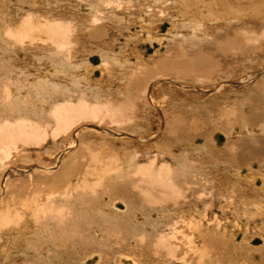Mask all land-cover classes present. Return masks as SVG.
I'll list each match as a JSON object with an SVG mask.
<instances>
[{
	"label": "bare ground",
	"instance_id": "obj_1",
	"mask_svg": "<svg viewBox=\"0 0 264 264\" xmlns=\"http://www.w3.org/2000/svg\"><path fill=\"white\" fill-rule=\"evenodd\" d=\"M2 1L0 0V264H56L53 259H70L66 250L67 242L68 246L73 247L75 243L88 246L85 249H89V253L84 258L100 252V256L81 259L79 264H141V261L133 259L134 255L145 260L143 264H191V245L194 247L192 253H199V264L238 263L237 259L241 256L237 258L239 254L235 250H244V255L245 249L248 250L246 255L250 252L264 254V208H259V218L254 223L262 236L251 242L253 246L260 244V248L246 246L248 237L239 234V228L237 230L233 223L235 207L237 210V207L253 203L246 198L248 196L243 197V192H246L243 188L245 181L248 186L252 185L254 195L251 194L255 196V203L261 200L258 198L261 196V202L264 201V72H248L254 58L258 57L254 56V51L260 46L259 40L264 38V0H232L234 5L227 7L224 2L227 0H29L26 4H23V0ZM202 9L206 14H203ZM210 16L213 19L208 21ZM130 20L132 23H129ZM169 20L171 39L163 41L165 35L161 39L157 35L159 25ZM133 24L135 26L132 27ZM205 25L213 30H206ZM130 28L135 34L147 30L144 39L147 47H152L153 44L154 47L162 46L163 42L164 51L155 50L150 54L149 60H144L142 49L137 50L135 34L131 36L128 33ZM118 36H125L126 42L116 44ZM131 37H134V42L129 40ZM91 40L103 41V44L100 43L102 45L94 44L98 48H94L95 51L87 46L90 53H97V56L92 54V57L98 59L95 64L90 63L92 57L88 58L89 62L86 58L78 59L81 53L79 54L77 45ZM218 41L222 43L217 44ZM168 42L172 44L165 45ZM109 45L115 46L116 50L111 51ZM101 46L103 49H100ZM26 49L47 53L44 60L47 59L49 65L42 67L44 70L34 66L37 71L34 80L25 76L29 71L25 68L23 70L15 62L20 52L23 53ZM126 53L134 55L132 61L128 57L124 58ZM41 54L34 55L36 62L43 61ZM107 64L127 71L128 79H131V82L123 80L125 84L120 82L122 87L115 86L116 89L113 90L116 95L119 93L117 97H121L123 105L130 103L131 107L128 111L123 107H119L118 111L115 109V114L123 117L121 123L120 118L115 119L117 126L113 120L116 129L125 119L126 122H123L127 131L137 137L140 134L143 136L137 128V124L140 127L143 123H148L140 115L142 109L159 113L161 118L156 120L158 126L145 129L142 140H148L149 144L153 141L151 147H141L138 152L136 146L130 149L124 146L120 150L125 155L118 154L127 163L122 161L125 165L119 164L122 167L114 171L109 170V166L107 171L98 168L102 173L98 171L96 179L97 171L94 173L96 181L92 184H89V178L87 181L89 175L85 169L80 176V172L75 173L77 177L72 179L76 176L73 174L75 166L65 165L71 160L68 158L66 161H69L65 162V157L68 156L65 151L70 148L55 157L51 164L40 160L42 164L29 162L28 165L21 164L17 168L7 166L10 154L18 151L15 149L21 142L23 146L29 143L46 145L48 138L54 140V137L68 132L72 125L75 126L77 119L95 117L99 113L96 109L101 112L105 110L107 118L113 114V110L107 109L110 100L106 102L99 95H102L105 88L96 86V83L90 86L91 83L87 82L91 72L95 71L98 77L99 72L101 73L99 69ZM230 64H234L237 69L228 68ZM260 67L252 66V70ZM83 72H88V75ZM218 72L221 74L208 84L205 81L203 84L202 78L198 79L208 74L206 79H209L210 74ZM195 79L197 85L202 87L192 85L191 81ZM232 79L239 80L235 82L238 83L237 86L230 85ZM134 83L137 87L139 83H143L140 91L143 96L139 94V88L133 89ZM230 91L235 93L233 95L237 99L230 98ZM74 93H77V104L72 99ZM135 93L141 96L142 105L139 104V95ZM89 95H92L90 99ZM87 97L96 104L93 105L95 111L87 110L90 107L84 108V104L88 103ZM168 99L180 102L178 114L181 115L182 125L179 124L177 130L183 135L178 138L168 136L172 134V129L168 127L171 114L169 117L164 115L165 119L160 114L167 113L166 101L164 103L163 100ZM73 103L80 105L82 109L75 108ZM97 117L98 115L95 119ZM113 117L111 118L114 119ZM183 119L189 120L191 127L183 126ZM216 122L228 123L231 128L228 126L224 130L218 125L217 130L213 128ZM98 125L89 128L93 131L96 127L104 135L90 142L89 150L94 149L97 141L110 144L116 138H121L116 143L119 142L122 147L123 143L128 144L125 141L133 140L136 145L142 143L137 137L133 139L132 134H125V131L113 133ZM150 125L153 126L152 121ZM237 125L239 127H235ZM161 127L163 139L155 143ZM122 128L121 130H125ZM79 132L78 129L73 141L70 140L71 147H79V143H76ZM233 135L238 138L233 143L228 142V136ZM175 144L183 148L181 156L179 154L182 160H176L178 156L173 155L171 148ZM216 145L223 148L217 150ZM111 147L115 149L118 146ZM45 150L47 152L50 149ZM63 156L59 166V159ZM118 157L119 161L122 160ZM170 158L172 163L165 161ZM103 161L101 162L104 163ZM86 164V167L83 166L89 167ZM76 166L78 168V164ZM102 178L111 181L107 182L111 184L108 194L104 191L102 195L101 190H95V185L104 184V180L101 183ZM225 194L227 198L224 197ZM98 195L100 197H96ZM226 199H229L230 205ZM225 204L231 207L232 220L226 219L227 214H223L225 210L222 206ZM207 208L216 209L214 212L219 216L214 214V219L205 221L208 217ZM108 236L114 237L113 241L108 242ZM121 250H126L129 256H122ZM70 252L73 253V250ZM254 255L250 263L253 262ZM261 260L262 256L260 263Z\"/></svg>",
	"mask_w": 264,
	"mask_h": 264
},
{
	"label": "rangeland",
	"instance_id": "obj_2",
	"mask_svg": "<svg viewBox=\"0 0 264 264\" xmlns=\"http://www.w3.org/2000/svg\"><path fill=\"white\" fill-rule=\"evenodd\" d=\"M7 1V0H6ZM9 1V0H8ZM19 1V0H18ZM28 1L29 0H23L22 2H24L23 4H26V3H28ZM232 3H231V2ZM3 3H5L4 2V0L2 1ZM225 2V7H227V6H231L232 4H233V1L232 0H227V1H224ZM224 2H223V4H224ZM2 3V4H3ZM18 3V2H17ZM230 3V4H229ZM234 5V4H233ZM226 9V8H225ZM129 11V10H128ZM127 11V13H131V12H128ZM202 12H203V14H206L205 12H204V9H202ZM212 16H210L209 18H208V21H211V19H213V17L211 18ZM132 20V19H131ZM131 20L129 21V23H132L131 22ZM202 21H204V20H202ZM127 23H128V19H127ZM171 22H170V20L169 21H167V22H162L161 23V25H159V29H158V36L160 37V39L162 38V36L163 35H165V39L163 40V41H170V39H171V34H170V24ZM211 23H217V22H211ZM218 24V23H217ZM133 26H135L134 24L132 25V27ZM120 27H122V26H120ZM131 27V28H132ZM130 28V32H128L131 36H133L135 33L134 32H132L133 31V29H131ZM209 28H211L210 30H213L212 29V27H206V25H205V29L207 30V29H209ZM259 28V27H258ZM257 28V29H258ZM110 30V29H109ZM259 32H262L261 30H258ZM146 32H147V30H144V31H139V32H137L136 34H135V38H136V40H137V44L138 45H140L141 47H139L138 45H137V50H141L142 49V51H143V53H144V60H149V57H150V54H152L155 50H158V52H160V50H161V52H163L164 50H163V42H162V46H157V47H154V44H153V46L152 47H147V43H146V41H144V39H145V37H146ZM127 33V32H126ZM132 33V34H131ZM104 37H106L105 39H107V36H104ZM121 37V38H120ZM125 39V40H124ZM126 38H125V36H118V37H116V44H118V45H122V43H125L126 42ZM129 40H134V37H131ZM262 41V42H261ZM85 42H87V43H85ZM85 42H81V43H79L78 45H77V48H78V50H79V58L78 59H82V58H86L87 60H88V58L89 57H92V54H93V56H97V53H95L94 54V52L93 53H90V51H89V49L91 50H93L94 48H95V45H98V44H100L101 42H102V44H103V41L101 40H97V41H93V40H91V41H85ZM93 42V43H92ZM134 42V41H133ZM229 42H230V40H229ZM228 42V43H229ZM232 42V41H231ZM261 42V43H260ZM35 43V42H34ZM83 43H85V44H83ZM88 43H90L89 45H92V46H89L88 45ZM98 43V44H97ZM222 42H217V44H221ZM27 44V43H26ZM95 44V45H94ZM102 44H100V45H102ZM172 43H170V42H168L167 44H165V45H171ZM259 44H260V46L257 48V50H255L254 51V56H258L260 59H262V60H260V59H258V57H256V58H254V60H253V64H252V66L253 67H260V66H262V67H260L259 69H257V68H253V70H252V66H251V68L250 69H248L249 71L248 72H258V74H260V73H262V72H264V69H263V65H264V38H262V39H260L259 40ZM263 44V46H261ZM82 45H83V47H82ZM84 46H85V48H84ZM87 46H88V48H87ZM32 47V46H31ZM91 47V48H90ZM109 47H111L110 48V50L111 51H113V50H116V47L115 46H110L109 45ZM113 47H115V48H113ZM263 49H262V48ZM29 48H30V46H29ZM81 49V50H80ZM96 50L98 49V48H95ZM95 49H94V51H95ZM100 49H103V46H101L100 47ZM31 50V51H30ZM28 53H26V52ZM25 51H23V53L22 52H20V54H19V56L18 57H16L15 59V62L17 63V64H19V66L23 69V70H28L29 71V73L27 72V74H25V76H30L29 78H31V80L33 79H35L36 78V76H37V71H36V69H34L36 66H37V69H43L44 70V68L47 66V65H49V63H48V61H47V59L46 60H44V56L46 55L47 56V53L46 52H44L45 54H41V53H43V51H36V50H32V49H26ZM30 51V52H29ZM37 52V53H35V52ZM25 52V53H24ZM32 52V53H31ZM105 52V51H104ZM117 53H118V51H116ZM263 52V53H262ZM88 53V54H87ZM89 53H90V55H89ZM130 53V52H129ZM129 53H126V55H124V56H126V57H124L125 59H127V57L129 58V60H131L132 61V58H134V57H132V56H134V55H130ZM257 53H259V54H257ZM23 54V55H22ZM42 55L41 56V58H43V61L41 60V62L40 61H37L36 62V60H37V58L35 57V56H39V55ZM35 55V56H34ZM88 55V56H87ZM87 56V57H86ZM80 57H82V58H80ZM18 58V59H17ZM40 58V59H41ZM131 58V59H130ZM39 59V58H38ZM77 59V60H78ZM120 59H122V58H120ZM44 61H46V62H44ZM73 61V60H72ZM259 61V62H258ZM88 62H89V60H88ZM42 63V64H41ZM43 63H47L46 65L45 64H43ZM91 63V62H90ZM89 63V64H90ZM32 64V65H31ZM37 64V65H36ZM257 64V65H256ZM40 65V67H38ZM91 65V64H90ZM23 66V67H22ZM35 66V67H34ZM92 66V65H91ZM42 67H44V68H42ZM109 67V68H108ZM25 68V69H24ZM117 68V67H116ZM116 68H114L113 67V65H106V66H104V67H102V68H100L99 70L101 71V73L99 72V76L97 77L96 76V72L94 71L93 73L91 72L90 73V75H89V78H88V81L87 82H89V83H91V84H89L90 86H92V84H97L96 86H102L103 88H105V90L103 89L102 91H103V93H102V95L101 94H99L100 95V97L104 100V101H106V102H108V100H110V102H109V106H107V109L108 108H110L111 110H113V114L112 115H117L115 118L113 117V116H111V114H110V116H108V118L105 116V115H107L106 114V111L105 110H103L102 112L100 111V110H98V109H96L94 106L96 105L95 103H92V102H94L93 101V99L92 100H90L89 101V99L91 98V96L92 95H89V99H88V97H87V99H88V103H86V104H84V108H85V106L87 107V108H89L90 107V109H87V110H91V109H93V111H95V109H96V111H99V113L101 114H99V113H97L96 115H98V120H96L95 119V117H96V115H95V117H89V116H87L86 118H84V119H77L75 122H74V124H75V126L74 125H72L71 127V129L68 131V132H66L65 134H62V135H58V136H56V137H54V140H53V138H51V139H47L46 140V142H48L46 145H43V144H37V145H35V143H29V144H26L27 146H23V145H21V144H23L22 142H21V144H19L17 147H16V149L15 150H18L16 153L15 152H12L11 154H10V158H9V160L7 161V166H9L10 168H17V166H21V164H24V165H28L29 164V162L31 163V164H37L38 162L40 163V164H42L41 162H40V160H42L43 162H45L46 164H51L52 162H53V160H54V158L55 157H57V156H59L60 154H62V152L66 149V148H70V150L68 151V150H66L65 151V153L66 154H68V156H66V154H65V162H68L69 160H67L66 161V159H71L70 161H69V163H65V165L66 166H73L72 164H74V166L75 167H73V174L74 175H76V174H78L79 172V175L78 176H80L81 174H82V172L84 173L85 171H84V169L85 170H87V172H88V174L87 175H89V177H87V181H88V178H89V184H92V183H95L94 181H96L95 179H96V176H98V174H99V172L98 171H100L99 169L100 168H102V170H104V171H107L108 170V166H109V170H116V169H118L121 165H125L126 163H127V161H126V159H122V157L120 156L122 153H123V155L122 156H124L125 155V152L123 151V152H121V150L120 149H122V148H124V146H125V148L127 149H130L131 147H133V146H136V148H138L137 149V151L138 152H140L139 150H141V147H144V146H146V147H144V148H147L148 146V148H150L151 147V143L153 142H151L150 144H149V142H148V140H147V142H148V144H147V142L146 141H142L143 140V136H144V132H145V129H152V128H154L155 126L157 127L158 126V123H157V121L159 120V118H161V117H159V113L158 112H155V113H153L152 111H150L149 109H142V111H141V113H140V115L143 117V118H146L147 119V121H148V123H143V125H140V127H138L139 126V124H137V128L139 129V130H141V132L143 133V136H141L142 134H140L138 137L136 136V134H132L131 132H129V131H127V129L125 128V125H124V122H126V121H122V127H124V128H122L121 126L119 127V128H117L116 129V126L118 125L117 123V121H115V119L117 120V118H120V122L119 123H121V120H122V118L123 117H121L120 115H118V114H115L116 112H115V109L118 111L119 110V107H123V109L124 110H126V111H128V109L130 110L131 109V107H130V103L128 104V105H123V102H122V99H121V97H117L118 95H119V93L116 95V93H114L113 92V90H115L116 88H118V87H122L121 85L122 84H120V82L122 83L123 82V84H125V82H128V80H130V82H131V79H128L129 78V73L127 72V71H125V70H119L118 68L116 69ZM228 68H232L233 70H234V68L235 69H237L236 68V66H234V64H230L229 65V67ZM263 70V71H261V70ZM258 70V71H257ZM140 72V71H139ZM138 72V73H139ZM87 74L88 75V72H83V74ZM35 74V75H34ZM95 74V75H94ZM221 74V72H218V73H214V74H210V76H209V79H211V80H209V79H206V78H208V75L206 76V75H203V76H205L204 78H203V76H201V77H199L198 79H200V78H202V80H201V82L203 83V84H205V82L208 84V82L210 83V82H212L216 77H218L219 75ZM78 75V74H77ZM138 75V74H137ZM128 76V77H127ZM212 76V77H211ZM95 77V78H94ZM26 78H28V77H26ZM28 78V79H29ZM214 78V79H213ZM97 79H100L99 81H95V80H97ZM206 79V80H205ZM213 79V80H212ZM125 82H124V81ZM233 80V79H232ZM230 80V85L232 84L233 86H237V84L238 83H235V82H238L239 80H237V79H235V81L233 80ZM65 81H67V80H65ZM203 81H205V82H203ZM133 82H134V78H133ZM193 82H194V84H193ZM145 83V82H144ZM191 83H192V85H194V86H196V87H202V86H199V85H197V82H196V79H195V81L194 80H192L191 81ZM190 83V84H191ZM86 85V84H85ZM136 84L134 83L133 84V89H136V88H139V94L141 95V96H143V94L140 92L141 91V89H143L142 88V85H143V83H142V85H141V83H139L138 85V87L137 86H135ZM229 85V86H230ZM115 86H116V88H115ZM83 87V86H82ZM85 87V86H84ZM232 87V86H231ZM115 88V89H114ZM241 88V87H240ZM133 89H132V91H133ZM182 90V89H181ZM109 92V93H108ZM134 92V91H133ZM113 95H112V94ZM208 93V92H207ZM210 93V92H209ZM77 95V93H74V95H73V101L75 100L76 102V104H77V98L75 97L76 95ZM90 94V93H89ZM108 94V95H107ZM109 94H111V95H109ZM135 94H137V95H139L138 93H135ZM231 94V95H230ZM235 95V93L233 92H231L230 91V93L228 94L229 96H230V98L231 97H233L234 99L236 98L237 99V97H234V95ZM116 95V96H115ZM139 95V98L141 97ZM199 96H203V95H199ZM145 97V96H144ZM205 97V96H204ZM108 98V99H107ZM187 98V97H186ZM112 100V101H111ZM140 100H141V98H140ZM139 100V101H140ZM164 101V103H165V101H166V103H165V109H166V111L165 112H167L166 114L164 113H162V112H160V114L162 115V118L163 119H165L164 118V115H165V117H167V115H168V117L170 116V114H171V116L169 117V121H168V127L170 128V129H172V134L170 133L168 136H170V137H173V138H178L179 137V135H183V133H180L177 129H178V125L179 124H181L182 125V122H181V115H179L178 114V112H180V102H178V103H176V102H173L172 100L170 101V99H168V100H163ZM120 102V103H119ZM141 103H139V104H143L142 103V100L140 101ZM173 102V103H172ZM167 103H170V104H167ZM175 103V104H174ZM76 104H74L73 103V106L75 107H77V108H80V105H76ZM88 105V106H87ZM92 105V106H91ZM94 105V106H93ZM173 105V106H172ZM176 105V106H175ZM173 107V111H172V107ZM75 107V108H76ZM92 107V108H91ZM116 107V108H115ZM161 107H163L162 105H161ZM176 107V108H175ZM170 108V109H169ZM82 108H80V110H81ZM106 109V110H107ZM123 109H121L120 111H122V113H124V110ZM178 109V110H177ZM92 111V110H91ZM125 111V112H126ZM174 111H175V113H174ZM121 113V114H122ZM129 113V112H128ZM126 114V113H125ZM124 114V116H126ZM151 114V115H150ZM173 114V115H172ZM123 115V114H122ZM101 116V117H100ZM109 120H107L106 118ZM111 117H113L114 119H112ZM151 117V118H150ZM153 117V118H152ZM94 120H93V119ZM101 118V119H100ZM105 118V119H104ZM179 118V119H178ZM104 121H103V120ZM154 119V120H153ZM99 120H101V122L99 121ZM113 120L115 121V123H116V126H115V124L113 123ZM157 120V121H156ZM199 120H201V119H199ZM112 121V122H111ZM119 121V120H118ZM150 121H152L153 122V126H151L150 125ZM100 122V123H99ZM111 122V123H110ZM192 122H194L193 120H192ZM228 123H229V121H227ZM100 124V125H98V124ZM171 123V124H170ZM185 123V124H184ZM190 123V124H189ZM228 123H224V124H222V123H215V125H213L212 127L213 128H217V130H218V125H219V127L220 128H223L224 130L225 129H227L226 127H230L231 128V126L228 124ZM77 124V125H76ZM114 124V125H113ZM220 124H222V125H220ZM98 125V127L100 126V128H105V129H107V130H109L110 129V131H114L115 133H122V131H125L124 133L125 134H132V136L131 137H133V139H135V137H137L142 143H139L138 145H136V143H135V141H133V140H131V141H125L126 143H128V144H125V143H123L124 145H123V147L121 146L122 144H120L119 142V139H121V138H116V139H114V142L113 141H110L111 143L110 144H103V143H100V141L97 143L96 142V147L95 146H93V148L94 149H96L97 147H98V149H96V150H94V149H90L89 150V148L91 147V145H90V142H93L94 140H97V137H99V136H101V137H103L102 136V131L101 130H97L96 129V127H94L93 129L94 130H97V131H95L94 133H93V131H91L90 130V126H97ZM106 125H107V127H106ZM110 125V126H109ZM148 125V126H147ZM184 125H189V127H191V122L188 120V121H185L184 119H183V126ZM74 126V127H73ZM77 126V127H76ZM84 126L86 127V129H84ZM151 126V127H150ZM66 127V126H65ZM115 129H114V128ZM235 127H239L238 125L237 126H235ZM77 128V129H76ZM121 128L122 129H125V130H121ZM141 128V129H140ZM219 128V129H220ZM75 129V130H74ZM80 130V132L77 134V136H76V143L78 144V148L77 147H71V145H70V143L73 141L72 139H73V136H74V134L75 133H77V130ZM120 129V131H118ZM143 129V130H142ZM157 130H158V128H157ZM177 130V131H176ZM74 131V132H73ZM82 131V132H81ZM118 131V132H117ZM160 134H159V137H157V139H156V141H154L155 143L157 142H159L160 140H162L163 138V127H161L160 128ZM91 132V133H90ZM101 132V133H100ZM113 132V133H114ZM148 132H149V130H148ZM81 133V134H80ZM96 133V134H95ZM104 135V134H103ZM108 135V134H107ZM191 135V134H190ZM190 135H189V137H190ZM84 136V137H83ZM202 136H204V135H202ZM237 135H233V136H228V138H230L229 140H228V142H234V140H235V138H238V136L236 137ZM112 137V136H111ZM116 136H113V138H115ZM118 137V136H117ZM193 136H191V139H193L192 138ZM108 138H110L109 137V135H108ZM88 139H89V141H88ZM232 139H233V141H232ZM70 140H71V142H70ZM79 140V141H78ZM54 143H53V142ZM85 141V142H84ZM116 141H119V142H117L116 143ZM131 142V143H130ZM146 142V143H145ZM82 143V144H81ZM89 143V144H88ZM100 143V144H99ZM98 144V145H97ZM133 144V145H132ZM146 144V145H145ZM38 145H40V146H38ZM76 145V144H75ZM100 145V146H99ZM103 145V146H102ZM112 145H116V146H118L119 147V149H116V148H118V147H116L115 149L113 148V147H111ZM128 147H127V146ZM130 145V146H129ZM52 146V147H51ZM22 148V149H21ZM47 148H49L50 150L49 151H47L46 152V150L45 149H47ZM71 148H73V149H71ZM77 148V149H76ZM80 148V149H79ZM86 148V149H85ZM107 148V149H106ZM109 148H110V150H109ZM111 148H113V150L111 149ZM215 148L217 149V150H219V148H221V146H215ZM223 148V147H222ZM221 148V149H222ZM104 149H105V152L106 153H104ZM172 149V152H173V155H177L178 157L176 158V160L178 159V158H180L181 159V153H182V151H183V148L181 147V146H179V145H177V144H175V145H173V147L171 148ZM92 150V151H91ZM98 150V151H97ZM103 150V151H102ZM114 150H115V152H114ZM176 150V151H175ZM12 151H14V150H12ZM20 151H21V154H19L20 153ZM79 151V152H78ZM108 151V152H107ZM112 151V152H111ZM120 151V152H119ZM77 152V153H76ZM91 152H93V153H91ZM110 152V153H109ZM82 153V154H81ZM96 153V154H95ZM98 153V154H97ZM101 153V154H100ZM108 153V154H107ZM120 155H119V154ZM141 153H143V152H141ZM140 153V154H141ZM56 154H58V155H56ZM72 154H73V156H72ZM93 154V155H92ZM103 154V155H102ZM110 154V155H109ZM179 154H180V156H179ZM21 155V156H20ZM52 155H55V156H52ZM75 155V156H74ZM90 155H92V156H90ZM107 157H106V156ZM115 155V156H114ZM15 158H14V157ZM44 156V157H43ZM95 156H96V158H95ZM111 156V157H110ZM118 156H120V157H118V158H121L122 160H118L117 159V157ZM13 157V158H12ZM42 157H43V159H42ZM93 158L92 160H91V158ZM97 157H98V159H97ZM46 158V161L44 160ZM48 158V159H47ZM63 158H64V156L63 157H61L59 160H60V164H59V166L61 165V162L63 161ZM76 158V159H75ZM101 158H103L104 159V161H103V159H101ZM109 158V159H108ZM113 158V159H112ZM116 158V159H115ZM62 159V160H61ZM94 159H97V160H99V161H97V160H95L94 161ZM264 159V158H263ZM108 160V161H107ZM114 160V161H113ZM182 160V159H181ZM35 161V162H34ZM94 161V162H93ZM101 161H103L104 163H102ZM108 163H107V162ZM117 161V162H116ZM125 163H123V162ZM165 161H167L168 163H172L171 162V158L169 159V161H168V159H165ZM264 161V160H263ZM91 162H93V163H91ZM106 162V163H105ZM110 162V163H109ZM120 162V163H119ZM141 161H139V163H140ZM45 163H43V164H45ZM87 163V164H86ZM91 165H93V166H91ZM97 163H99V166H98V164ZM101 163V164H100ZM122 163V164H121ZM143 162H141V164H142ZM177 163H178V161H177ZM67 164H69V165H67ZM78 164V168H77V166L76 165ZM84 164H86V165H89V167H87V168H85L86 166L84 165ZM106 165L107 164V166H103V165ZM119 164H121V165H119ZM85 167H84V166ZM103 167H102V166ZM117 166V167H116ZM96 167V168H95ZM105 167V168H104ZM122 167V166H121ZM75 168H77V169H75ZM82 168V170H80V169ZM99 168V169H98ZM107 168V169H106ZM112 168V169H111ZM90 169H91V171L93 170V173H91V171H90ZM94 169H98V170H94ZM79 170V171H78ZM101 170V171H102ZM90 171V172H89ZM95 171V172H94ZM96 171H97V174H96ZM100 171V172H101ZM103 171V172H104ZM110 172V171H109ZM112 172V171H111ZM76 173V174H75ZM90 173L91 174H93L92 175V177L94 176V173L96 174L95 175V179H94V177L91 179L90 177H91V175H90ZM102 173V172H101ZM101 173H100V175H101ZM105 173V172H104ZM103 173V174H104ZM73 175V176H74ZM76 177H77V175L75 176V177H72V179H76ZM105 182H104V181ZM107 179H104V178H102V181H101V183L102 182H104V184H97V185H95L94 187H95V190L97 189V192H99L100 190H101V194L103 193L104 194V191H105V194H108V190H110V187H111V184H107V182L108 181H106ZM239 180V179H238ZM241 181V180H240ZM109 182L111 183V181L109 180ZM108 182V183H109ZM244 185V184H243ZM247 185V182L245 181V185L243 186V188H244V190L246 191V192H243V197L245 198V196H248V197H246V198H248L249 200H252V204H250V205H245V206H241V208L240 207H237V210H236V207H235V216L233 217V223H234V226L236 227V229L238 230V228H239V234L241 233V234H243L244 236H245V238H247L248 239V245H246V246H252V247H256V248H260V244L259 245H256V246H253V245H251V242L252 241H254L255 239H260L261 238V236H262V234H261V232H260V230L257 228L258 226H256V224H254L256 221H257V219L259 218V213H260V210H259V208L260 207H263L264 208V201L263 202H261L262 201V197L263 196H261V197H258L259 199H261V200H257V203H255V201H254V197L255 196H252V194L254 195V193H253V188H252V185H250V186H246ZM101 186V187H100ZM221 186V185H220ZM113 187V186H112ZM264 187V186H263ZM221 188L222 189H224V187L223 186H221ZM256 188H258V187H256ZM103 191V192H102ZM250 192V193H249ZM249 193V194H248ZM252 193V194H251ZM1 194V193H0ZM98 194H100V193H98ZM102 194V195H103ZM226 194H227V192H226ZM226 194L224 195V197L225 198H227L226 197ZM246 194V195H245ZM101 195V197H103ZM252 198H251V197ZM96 197H100V195H98V196H96ZM255 199H257V197L255 198ZM97 200H99V198L97 199ZM227 201H228V204L230 205L231 203L229 202V199H226ZM233 203V202H232ZM228 204H225V205H223L222 206V208L225 210L224 211V213L223 214H227L225 217H226V219H230V220H232V215H231V212H232V210H230V206L228 205ZM229 206V207H228ZM208 207V206H207ZM211 207H214V206H211ZM216 207V206H215ZM243 207V208H242ZM246 207V208H245ZM252 207V208H251ZM253 207H254V209H253ZM257 207V208H256ZM145 208V207H144ZM145 209H148V208H145ZM208 209V217L207 218H205V221L207 220V221H209V220H212V219H214V218H212V215H214V214H216V212H214V211H216V209H214V208H207ZM249 209V210H248ZM144 210V209H143ZM210 210V211H209ZM229 211V212H228ZM239 211V212H238ZM252 212V213H251ZM264 212V211H263ZM239 213V214H238ZM243 213V214H242ZM237 214V215H236ZM248 214V215H247ZM217 216H219V214H216ZM215 215V216H216ZM231 215V216H230ZM249 216V217H248ZM237 217V218H236ZM211 218V219H210ZM215 218H219V217H215ZM236 218V219H235ZM238 220H239V222H238ZM235 221H236V223H235ZM250 223H249V222ZM238 222V223H237ZM244 224H243V223ZM249 224H247V223ZM237 224V225H236ZM242 225V226H241ZM239 226V227H238ZM249 226V227H248ZM250 226H251V228H250ZM242 227V228H241ZM252 227H254V228H252ZM256 227V228H255ZM249 228V229H248ZM244 229V230H243ZM243 230V231H242ZM247 230V231H246ZM241 231V232H240ZM251 231V232H250ZM251 237H253V238H251ZM113 239H114V237H112V236H108V242H111V241H113ZM254 239V240H253ZM236 240H238V236H237V238H235L234 239V242L236 243ZM250 242V243H249ZM69 245V243L67 242V245H66V247H67V249L66 250H68L67 251V255H69L68 257H70V259L69 258H67V259H53V261L56 263V264H79V261L81 260V259H87V258H89V257H92V256H96V255H98V256H100V252L98 253H94L93 255L91 254L89 257H85L84 258V256L87 254V253H89L88 252V250H86L87 249V247L88 246H85V244L83 245L82 244V246H81V244H74L75 246V248L76 249H78V250H76L73 246H68ZM80 246V247H79ZM73 247V248H72ZM85 247H86V249H85ZM68 248H70V249H68ZM72 248V249H71ZM245 249V248H244ZM71 250H73V253L72 252H70ZM191 250H192V252L194 253V247L191 245ZM76 251H78V253L76 252ZM121 251H123V252H121V254H122V256H129V254L126 252V250H121ZM241 251V252H240ZM244 251V250H243ZM242 250H235V253H237V254H239V256L237 255V258L238 257H240L239 259H237V262L238 263H235V264H249L250 263V261H252L251 259L253 258L252 256L254 255V254H258V252H255V253H253V254H251V252H250V254H251V257H250V254L248 253V255H246V251H248V250H246L245 249V255H244V252H243ZM68 252H69V254H68ZM75 252V253H74ZM191 252V264H199V261H198V256L197 255H199V253H197V254H193ZM261 252V251H260ZM259 252V253H260ZM71 253V254H70ZM77 253V254H76ZM80 253V254H79ZM201 253V252H200ZM241 253H243V254H241ZM260 254H261V256H262V260H261V263H260V259H261V256H260ZM260 254H258V256H260V257H258L257 255H254V260H255V257H257L256 258V260L254 261L253 260V262H251L250 264H252V263H254V264H258V262H259V264H264L263 262H264V254L262 255V253H260ZM72 257H71V256ZM193 255H194V257H193ZM105 256V255H104ZM245 257V260H244V258L243 257ZM76 257V258H75ZM79 258V260L77 261V259ZM82 257V258H81ZM249 257V258H248ZM137 258V259H136ZM241 258H243V259H241ZM258 258H260V259H258ZM117 259V257L115 258V260ZM133 259L134 260H138V261H141V264H143L144 262L143 261H145V260H142V258H140V257H136L135 255L133 256ZM249 259V260H248ZM67 260V261H66ZM68 260L70 261V262H68ZM73 260V261H72ZM115 260H114V262H115ZM244 261L243 263L241 262V261ZM248 262H247V261ZM259 260V261H258ZM57 261V262H56ZM246 261V262H245ZM64 262V263H63ZM240 262V263H239ZM82 264H85V262H83ZM220 264H222V262L220 263Z\"/></svg>",
	"mask_w": 264,
	"mask_h": 264
},
{
	"label": "water",
	"instance_id": "obj_3",
	"mask_svg": "<svg viewBox=\"0 0 264 264\" xmlns=\"http://www.w3.org/2000/svg\"><path fill=\"white\" fill-rule=\"evenodd\" d=\"M90 62L95 64V63L98 62V59H97L96 57H92V58L90 59ZM219 140H222V139L219 137ZM87 263H90V262L88 261Z\"/></svg>",
	"mask_w": 264,
	"mask_h": 264
}]
</instances>
